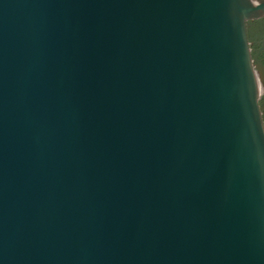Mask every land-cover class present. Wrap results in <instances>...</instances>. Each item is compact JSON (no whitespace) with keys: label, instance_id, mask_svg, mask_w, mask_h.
I'll use <instances>...</instances> for the list:
<instances>
[{"label":"water","instance_id":"95a60500","mask_svg":"<svg viewBox=\"0 0 264 264\" xmlns=\"http://www.w3.org/2000/svg\"><path fill=\"white\" fill-rule=\"evenodd\" d=\"M264 0H0V264H264Z\"/></svg>","mask_w":264,"mask_h":264},{"label":"flooded vegetation","instance_id":"af4514ba","mask_svg":"<svg viewBox=\"0 0 264 264\" xmlns=\"http://www.w3.org/2000/svg\"><path fill=\"white\" fill-rule=\"evenodd\" d=\"M246 29L259 84L258 102L264 122V16L247 20Z\"/></svg>","mask_w":264,"mask_h":264}]
</instances>
